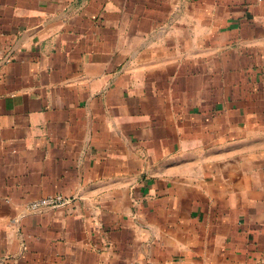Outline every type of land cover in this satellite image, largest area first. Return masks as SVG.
Wrapping results in <instances>:
<instances>
[{
    "label": "crops",
    "instance_id": "obj_1",
    "mask_svg": "<svg viewBox=\"0 0 264 264\" xmlns=\"http://www.w3.org/2000/svg\"><path fill=\"white\" fill-rule=\"evenodd\" d=\"M0 264H264V0H0Z\"/></svg>",
    "mask_w": 264,
    "mask_h": 264
},
{
    "label": "built area",
    "instance_id": "obj_2",
    "mask_svg": "<svg viewBox=\"0 0 264 264\" xmlns=\"http://www.w3.org/2000/svg\"><path fill=\"white\" fill-rule=\"evenodd\" d=\"M65 203V199L60 195H49L30 203L28 209L32 213L40 212L47 208H53Z\"/></svg>",
    "mask_w": 264,
    "mask_h": 264
}]
</instances>
